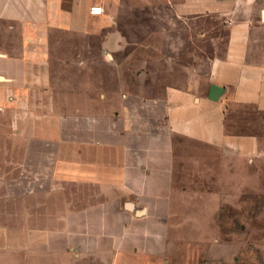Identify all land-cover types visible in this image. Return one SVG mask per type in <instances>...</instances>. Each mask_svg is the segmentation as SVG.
Segmentation results:
<instances>
[{"label": "crops", "instance_id": "0c3cea01", "mask_svg": "<svg viewBox=\"0 0 264 264\" xmlns=\"http://www.w3.org/2000/svg\"><path fill=\"white\" fill-rule=\"evenodd\" d=\"M93 1L0 0V264L186 258L189 239L171 228L221 224L226 115L264 110V5L207 1L227 15V42L205 88L151 93L138 45L113 42V2L97 0L103 12L92 14Z\"/></svg>", "mask_w": 264, "mask_h": 264}, {"label": "rangeland", "instance_id": "374dc122", "mask_svg": "<svg viewBox=\"0 0 264 264\" xmlns=\"http://www.w3.org/2000/svg\"><path fill=\"white\" fill-rule=\"evenodd\" d=\"M111 1L117 11L113 28L120 32L113 42L138 45L132 51L137 64L152 73V81L139 85L151 93L161 92L166 84L205 88L210 65L224 55L227 42L222 22L227 15L219 5L212 6L209 0H195V7L193 0ZM231 2L228 8L252 12L264 5V0ZM185 3L188 10L183 8ZM226 132L233 137V169L231 185L226 180V197L222 193L217 202L221 224L178 232L171 228L172 235L189 239L183 244L186 258L176 250L177 259H171V264H264V110L234 108L226 115ZM245 138L250 140L247 150L240 141ZM224 183L219 181L216 189L225 188ZM192 237L198 241L194 243Z\"/></svg>", "mask_w": 264, "mask_h": 264}, {"label": "built area", "instance_id": "2783aa9c", "mask_svg": "<svg viewBox=\"0 0 264 264\" xmlns=\"http://www.w3.org/2000/svg\"><path fill=\"white\" fill-rule=\"evenodd\" d=\"M89 11L92 14H100L103 12V7L97 0H94L89 6Z\"/></svg>", "mask_w": 264, "mask_h": 264}, {"label": "water", "instance_id": "95a60500", "mask_svg": "<svg viewBox=\"0 0 264 264\" xmlns=\"http://www.w3.org/2000/svg\"><path fill=\"white\" fill-rule=\"evenodd\" d=\"M261 17L262 19H264V8L261 9ZM217 86L214 84H211L210 86V92H209V96L210 97H216L217 96V92H216Z\"/></svg>", "mask_w": 264, "mask_h": 264}]
</instances>
